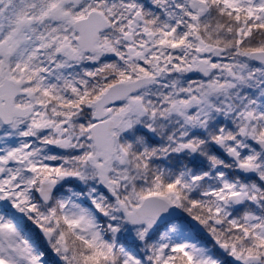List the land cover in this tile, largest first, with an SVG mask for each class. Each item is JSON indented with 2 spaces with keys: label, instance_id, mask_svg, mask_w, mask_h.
I'll use <instances>...</instances> for the list:
<instances>
[{
  "label": "snow or ice",
  "instance_id": "obj_1",
  "mask_svg": "<svg viewBox=\"0 0 264 264\" xmlns=\"http://www.w3.org/2000/svg\"><path fill=\"white\" fill-rule=\"evenodd\" d=\"M0 264H264V0H0Z\"/></svg>",
  "mask_w": 264,
  "mask_h": 264
}]
</instances>
